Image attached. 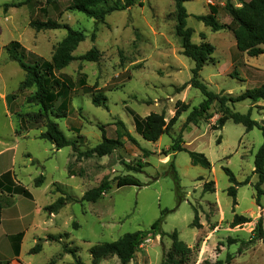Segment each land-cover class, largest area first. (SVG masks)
<instances>
[{
    "label": "rangeland",
    "instance_id": "1",
    "mask_svg": "<svg viewBox=\"0 0 264 264\" xmlns=\"http://www.w3.org/2000/svg\"><path fill=\"white\" fill-rule=\"evenodd\" d=\"M24 1L0 0V176L13 169L8 171L13 183L27 189L32 198L0 193V261L75 264V258L68 253L71 250L80 263L90 264L92 246L111 243L127 233L147 231L166 211L161 231L169 235L176 230L179 239L194 249L190 264H264V241L257 239L254 231L261 224L264 238V194L257 199L258 178L253 174L254 157L263 143L262 132L257 128L246 131L231 120L221 130H212L220 116L216 101L208 111L212 119L186 124L188 115L205 97L188 85L194 64L181 55L180 40L175 34L174 3L134 0L130 8L112 12L103 22L68 10L71 0H56L50 5L45 0H32L29 5L4 11L3 5ZM226 3L239 6L237 0H186L183 6L188 14L186 27L193 31L191 42H205L214 48L212 60L199 72V81L214 94L235 98L264 85V54L249 57L239 53L231 31L211 32L195 19L214 8L217 21L228 25ZM34 19H50L84 33L86 39L73 53L76 58L93 47L98 52L95 61L76 60L57 73L60 80L64 81V76L71 81V85L67 83L70 89L66 117L58 118L55 112L52 116L65 137L75 141L77 151L83 152L101 142L100 127L107 138H115V122L120 120L137 144L123 138L109 156L77 159L71 147L57 151L50 142L41 140L43 127L21 123L22 118L26 120L28 115L38 113L40 107L26 103L34 89L18 91L24 72L9 58L6 46L18 42L26 50L25 62L33 64L50 61L66 36L64 29L34 31L29 26ZM100 94L106 98V108L92 103V98ZM7 95H15L10 115L4 112L6 104L2 99ZM178 102L188 109L168 133L155 143L143 140L133 118L163 113L168 122ZM60 103L61 99L55 108ZM228 106L239 114L250 110L251 119L264 127V100L254 104L245 100ZM175 143L186 151L204 155L210 169L193 166L187 152L173 150ZM124 164L138 171L128 170ZM223 169L230 170L240 184L236 206L227 194L231 184ZM39 176L44 181L35 187ZM124 176H133L141 186L117 188V179ZM104 178L109 181L110 190L95 203L79 202ZM246 180L248 183L244 184ZM208 181L214 182L215 192L203 194V185ZM261 190L264 192V183ZM67 197L71 200L54 212L57 200ZM193 209L198 211L201 229L190 227ZM234 215L250 218L251 222L230 229ZM2 229H8V236L2 235ZM20 233L16 256L12 237ZM228 238L236 243L228 244ZM170 243L167 236H149L130 264H160ZM37 244L40 251L31 254ZM228 255L231 259L227 263ZM100 264L119 262L109 257Z\"/></svg>",
    "mask_w": 264,
    "mask_h": 264
},
{
    "label": "trees",
    "instance_id": "2",
    "mask_svg": "<svg viewBox=\"0 0 264 264\" xmlns=\"http://www.w3.org/2000/svg\"><path fill=\"white\" fill-rule=\"evenodd\" d=\"M32 0H25L24 2L16 4L3 5L4 11L10 7H20L22 5H29ZM174 3L175 8V34L180 40L181 55L190 59L194 67L191 69V79L189 86L199 90L205 97L204 101L198 108H194L188 115L186 124L197 125L201 121H208L213 118L211 114H208L210 107L214 101L219 105L220 116L216 120L215 124L211 127L212 130H221L228 120H231L234 124L242 125L246 131H250L257 128L262 132L263 143L258 149L254 157V169L253 174L257 176L258 181L255 186L257 199L263 195L261 186L264 183V127L258 125L257 122L251 119L250 110L246 114H239L232 112L228 106V103L236 104L245 100L251 101L253 104L258 101L264 100V85L259 88H253L246 90L244 93L237 97H231L229 95L224 96L221 94H214L206 88V86L199 81V72L205 64L212 60L211 55L214 52L213 46L208 43L202 42L200 44H193L191 37L193 31L186 27V19L188 14L183 6L186 0H170ZM239 6H234L230 3H226L225 10L230 16V23L228 25L221 24L217 21L216 10L210 8L209 14L204 16H196L195 19L201 22L206 28H209L211 32H219L222 30L231 31L235 40V47L239 53H245L249 57H257L264 54V0H237ZM56 0H45L47 5L54 4ZM134 4V0H71L68 10L82 13L89 19L103 22L105 17L115 11H124L130 8ZM29 26L36 32L41 30H66V36L57 45L50 61H34L33 64L25 62L27 57L26 50L21 47L18 42H11L6 46V52L9 58L18 64L20 69L24 72V79L18 87L19 92H23L28 89H34V93L26 99V103L35 104L40 107L38 113L28 115L27 119L20 120L22 124L30 123L34 126H40L44 128V132L39 135L41 140H46L54 145L58 151L65 147H71L74 152L77 153V159H90L92 157H105L111 155L120 145L123 138L127 139L133 144H137L133 136L128 132L124 123L120 120L115 122V138L109 139L105 136L102 127V140L99 144L91 149H87L83 152H78L76 149V142L68 140L63 132L59 129L58 125L52 120L54 112L59 115L58 118H64L67 114V95L70 89L71 81L68 78L60 80L57 73H60L71 62L79 61H95L98 57L96 48H91L84 55L76 58L73 53L77 49L78 45L82 43L86 36L80 31L71 29L66 25L57 23L56 21L47 19L46 21L31 20ZM204 40V36L200 35ZM94 40V36H91ZM31 62V61H30ZM233 75V73L231 74ZM84 78V76H83ZM66 81V82H65ZM69 85H68V84ZM80 84H84V80L80 81ZM15 99V95H7L5 97L6 104L9 112L12 111V102ZM61 99L60 105L55 108L56 102ZM106 98L100 94L99 97L94 96L92 103L96 107H104ZM188 106L182 102H178L175 107V113L173 117L166 122L163 113H151L144 118L135 116L133 118L135 129L141 138L145 141L155 143L159 138L168 133L174 123L180 117L182 112H185ZM13 112V111H12ZM12 114V113H11ZM22 126V125H21ZM23 129V127H22ZM21 129V130H22ZM18 132H20L18 130ZM219 143V142H218ZM175 151H185L188 153L190 162L193 166H199L205 170L210 169V163L204 157V155L186 151L184 148H180L176 143L172 146ZM128 170L137 172L136 168H130L124 164ZM141 168V165L137 166ZM227 175L231 186L227 189V194L233 200V206H236V193L237 187L240 185L236 182L234 175L228 169H223ZM44 181L43 176H39L34 181L35 187H40ZM248 180L244 182L247 184ZM125 186L140 187L141 183L133 176H124L117 179L116 187L121 188ZM111 186L109 181L104 178L100 184L88 191H86L79 202L95 203L101 196H103ZM60 191V190H59ZM215 192L214 182L208 181L204 183L202 193L212 194ZM0 193L7 196L19 195L27 199H31V194L27 189L21 185H15L12 181L9 172H6L0 176ZM70 197L67 199L59 198L53 208L54 212L65 206ZM166 211H162L163 217ZM193 220L190 224L191 228L201 229L202 225L199 223L198 211L193 209ZM162 217L157 219L147 231H136L133 233L124 234L122 237L111 243H102L92 246L89 249L91 257L90 264H100V262L109 257H115L119 264H130L134 257V254L138 250L142 242L149 236L153 237L159 235L168 237L171 241L169 248L163 252L160 264H190L194 257V249L190 248L183 241L179 239L178 232L175 230L169 235L161 231ZM250 218L244 216L234 215L229 228L234 229L250 223ZM257 233V239L264 241L261 224L254 229ZM22 234H17L12 237L13 239V251L16 256L19 254L20 242ZM228 244L236 243V240L232 238L227 239ZM40 251V245H35L31 250V254H37ZM72 257L75 258V264H82L75 256L74 251H68ZM231 256H227V263L230 261ZM0 264H8V261H0ZM204 264H209L205 262ZM220 264V263H217Z\"/></svg>",
    "mask_w": 264,
    "mask_h": 264
},
{
    "label": "crops",
    "instance_id": "3",
    "mask_svg": "<svg viewBox=\"0 0 264 264\" xmlns=\"http://www.w3.org/2000/svg\"><path fill=\"white\" fill-rule=\"evenodd\" d=\"M6 97V96H5ZM5 97H2V99H3V101H5V104H6V100H5ZM6 114H11L10 112H9V110H8V107H7V104H6V110L4 111ZM13 170V169H12ZM12 170H10V169H7L5 172H8V171H11V172H13ZM13 181V180H12ZM32 195V194H31ZM2 223V222H1ZM1 223H0V227H1ZM7 226H9V225H7ZM8 234H9V231H8V229H2V235L3 236H8Z\"/></svg>",
    "mask_w": 264,
    "mask_h": 264
},
{
    "label": "water",
    "instance_id": "4",
    "mask_svg": "<svg viewBox=\"0 0 264 264\" xmlns=\"http://www.w3.org/2000/svg\"><path fill=\"white\" fill-rule=\"evenodd\" d=\"M164 158H166V155H163Z\"/></svg>",
    "mask_w": 264,
    "mask_h": 264
}]
</instances>
